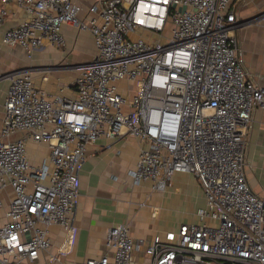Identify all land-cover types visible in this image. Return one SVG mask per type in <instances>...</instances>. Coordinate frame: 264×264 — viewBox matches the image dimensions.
Here are the masks:
<instances>
[{
	"label": "built area",
	"instance_id": "2783aa9c",
	"mask_svg": "<svg viewBox=\"0 0 264 264\" xmlns=\"http://www.w3.org/2000/svg\"><path fill=\"white\" fill-rule=\"evenodd\" d=\"M243 1L93 0L83 17L73 0H0V28L10 3L26 14L3 30V44L31 57L64 46L62 25L70 23L89 29L95 48L77 65L69 95L38 87L28 69L0 75L9 80L0 129V193L7 196L0 195V264H70L60 253L71 237L86 147L125 135L141 144L133 184L163 192L177 172L193 174L204 204L195 221L148 242H135L128 221L111 226L105 251L79 264H134L136 248L145 264H264V197L251 188L244 157L264 85L246 70L238 43ZM28 140L48 144L42 161L27 158Z\"/></svg>",
	"mask_w": 264,
	"mask_h": 264
},
{
	"label": "crops",
	"instance_id": "0c3cea01",
	"mask_svg": "<svg viewBox=\"0 0 264 264\" xmlns=\"http://www.w3.org/2000/svg\"><path fill=\"white\" fill-rule=\"evenodd\" d=\"M82 6V16L88 14L93 0H73ZM9 15L0 28V75L28 69L36 85L48 93H73L77 65L88 61L95 53L93 35L89 29L79 30L70 23L62 25L65 45L48 46L29 57L20 46L2 42L4 29L18 24L26 14L14 3L8 5ZM264 0L237 3L236 16L240 25L236 34L243 51L244 66L250 76L264 85ZM46 77V79L44 78ZM9 80L0 78V129L4 99ZM264 103L254 108L251 128L246 135L245 172L251 188L264 197ZM18 132L12 139L21 137ZM140 142L131 136L101 137L86 147V159L79 169L78 198L73 217L71 237L61 251L63 261L79 264L85 258L97 257L105 251L107 230L128 221L135 242H148L156 233L175 229L179 223L195 221V211L204 204L200 185L193 174L177 172L165 191L153 190L151 184H133L130 171L135 166ZM47 143H26L27 158L38 163L48 154ZM6 201V192H1ZM196 198V200L193 199ZM197 197L199 199H197ZM192 199V200H191ZM4 211L0 209V224ZM58 239L56 238V241ZM142 249L134 251L136 256ZM138 264H145L140 262Z\"/></svg>",
	"mask_w": 264,
	"mask_h": 264
},
{
	"label": "rangeland",
	"instance_id": "374dc122",
	"mask_svg": "<svg viewBox=\"0 0 264 264\" xmlns=\"http://www.w3.org/2000/svg\"><path fill=\"white\" fill-rule=\"evenodd\" d=\"M264 13V12H263ZM125 83V82H124ZM123 90H125L126 92H127V90L126 89H124V88H120V91H123ZM193 199L194 200H196V198L195 197H193ZM197 199H199L198 197H197ZM192 200V199H191ZM145 259H146V255H145V253L143 252V251H141V253L139 252V258H138V256H136V261H137V264L138 263H140V262H145Z\"/></svg>",
	"mask_w": 264,
	"mask_h": 264
}]
</instances>
